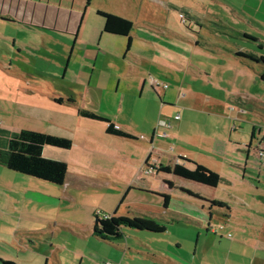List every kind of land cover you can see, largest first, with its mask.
Wrapping results in <instances>:
<instances>
[{
    "label": "rangeland",
    "instance_id": "1",
    "mask_svg": "<svg viewBox=\"0 0 264 264\" xmlns=\"http://www.w3.org/2000/svg\"><path fill=\"white\" fill-rule=\"evenodd\" d=\"M214 1L197 7L205 16L198 20L188 17L192 0L174 6L144 0L142 11L119 2L114 7L133 25L127 52L113 36L90 48L77 42L70 59L73 43L61 39L30 55L17 57L15 49L9 65L12 41L0 40V128L32 131L29 153L68 167L66 183L55 186L0 165V204L1 191L9 185L17 191L0 215V259L264 264V177L257 183L252 169L264 155V63L234 55L264 57V0ZM59 97L63 104L55 103ZM78 110L108 119L135 141L108 135L104 122ZM7 134L0 133V148ZM144 155L156 168L143 165ZM179 158L210 169L221 182L211 188L152 171L175 163L193 169ZM107 163L114 168L105 172ZM207 198L225 208H210ZM97 211L154 217L166 230L125 229L121 240H101L93 235Z\"/></svg>",
    "mask_w": 264,
    "mask_h": 264
},
{
    "label": "crops",
    "instance_id": "2",
    "mask_svg": "<svg viewBox=\"0 0 264 264\" xmlns=\"http://www.w3.org/2000/svg\"><path fill=\"white\" fill-rule=\"evenodd\" d=\"M143 1L144 0H91L90 3L87 4V0H0V40L4 42L12 41V47L10 51H8L9 54L7 55L9 65H11L12 63V61L10 60L12 54H14L13 51H15V49H17L16 50L17 57H19L22 54L30 55L31 52L40 50L41 47H45V49H48L49 46L46 43L48 44L55 43L61 39H65L68 42L73 43L71 51L68 54L71 59L72 56L76 54L74 52L75 49L74 45L77 42L82 41L83 43H85L86 46H88V48H90L96 46L94 44L100 43V41L103 39L110 40L109 38H113V36L105 35L102 33L104 21L102 18L97 16L98 11L115 15L128 20L130 18L126 14H122L123 13L122 10H118V8H115L114 5L117 6V4L121 2L123 7L129 4L130 8H134L136 11H138L139 9L142 11ZM147 1L156 4L174 6V0H147ZM257 1L261 3L263 2V0H257ZM192 4L194 8L193 6L192 7L190 6L188 10V17L190 16L189 15L190 13L191 15H194V16H190L192 17V19L194 18L198 20V19H203L205 16H198L197 7L206 6L208 4L209 5L216 4V2L214 0H192ZM119 38L122 39V41L124 42V50H125L126 39L122 37ZM63 51L64 53H67L66 50ZM99 51H101L100 47H99ZM4 59L5 56L2 53H0V61ZM1 66H2V62H0V67ZM91 66L92 69L94 70L95 67L94 63H91ZM142 84L143 86L145 84L144 78H142ZM55 100L63 101L61 97L56 98ZM57 104H63V102H58ZM105 128L106 126L103 129ZM118 129L121 130L120 128ZM0 133H10V131L7 128H0ZM129 135L133 136L132 134ZM118 139L122 140L123 138H118ZM131 141H135V140H131ZM98 152H101V155L103 156H111L112 154V151L105 149L101 150L100 148H98ZM120 154L122 153L120 152ZM207 158L209 160L212 159L210 157ZM122 160L123 159L119 157L117 162L120 164ZM147 162H149V155L145 158L143 165L144 166L150 165L147 167H151V169L152 167L156 168L155 165L151 166V164ZM247 163L250 164V161L246 159V164ZM107 166L108 167H103L101 169L112 170L114 168L110 166L108 163ZM247 168H248L247 165L243 166L242 169L243 178L245 177V172ZM252 169H254L256 173V177L254 181L260 183L261 179L264 177V155L259 157L258 166L255 167L254 165ZM109 170H104V171L108 172ZM152 171L154 172V170ZM65 183L66 180L64 181V184ZM21 191L23 193H28L26 189H23ZM1 192L3 194V199H5L3 202L5 205L0 204V215H4L6 213L7 208L9 207L11 208V204L9 203L15 200V197L13 195L14 193H17V191L14 190V187L9 185L6 190H3ZM205 201L209 204V202L211 201H218V200L207 198ZM60 224L61 227L63 226V224L64 226H70L68 223H64V222ZM151 259L153 260V263L155 264L159 263L157 262L156 258H151ZM163 260L165 261V264H175L167 261L164 258Z\"/></svg>",
    "mask_w": 264,
    "mask_h": 264
},
{
    "label": "trees",
    "instance_id": "3",
    "mask_svg": "<svg viewBox=\"0 0 264 264\" xmlns=\"http://www.w3.org/2000/svg\"><path fill=\"white\" fill-rule=\"evenodd\" d=\"M91 0H87V4ZM97 16L102 18L103 28L102 33L109 36L122 37L127 40L125 47L126 52L131 48L130 32L133 25L130 21L121 17L107 14L104 12H97ZM252 40V38H250ZM236 57L245 58L253 62L264 63V57H256L251 53L236 51ZM264 81V74L260 76ZM61 102V100H56ZM78 115L84 118L104 122L106 126L105 132L118 138L135 140L133 136L119 130L108 119L95 115L85 110H78ZM33 133L29 130H20L15 133H8L6 143L0 148V165L9 171H13L25 176H29L41 181L48 182L55 186H62L67 174V164L62 161L45 158L36 154L29 153V146L31 148V141ZM186 161L184 158H180ZM191 163V162H188ZM193 164V169L175 164L173 166L160 165L157 169H153L156 173H163L172 175L187 181L197 184L215 188L221 182V178L214 172L199 164ZM163 198V208L166 210L169 203V196L165 195ZM209 206L217 208H225V204L221 201H211ZM93 235L101 240L117 241L124 237V230H134L146 232L151 235H161L166 230V225L161 223L159 219L150 216L134 217H120L115 214H108L103 211L93 212ZM209 228L206 229V232ZM2 264H15L14 262L1 260Z\"/></svg>",
    "mask_w": 264,
    "mask_h": 264
},
{
    "label": "built area",
    "instance_id": "4",
    "mask_svg": "<svg viewBox=\"0 0 264 264\" xmlns=\"http://www.w3.org/2000/svg\"><path fill=\"white\" fill-rule=\"evenodd\" d=\"M181 18L183 19L184 17L183 16H181ZM263 142H264V139H263ZM262 155V152L261 153H259V156H261Z\"/></svg>",
    "mask_w": 264,
    "mask_h": 264
}]
</instances>
